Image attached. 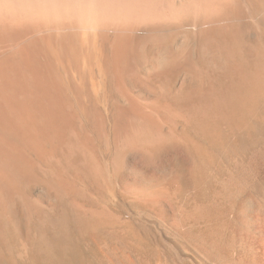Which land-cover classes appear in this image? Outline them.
<instances>
[{
    "label": "bare ground",
    "instance_id": "obj_1",
    "mask_svg": "<svg viewBox=\"0 0 264 264\" xmlns=\"http://www.w3.org/2000/svg\"><path fill=\"white\" fill-rule=\"evenodd\" d=\"M246 17L259 24L264 60V0H0V264H90L78 231H97L117 218L95 202L112 185L104 151L110 144L118 149L137 120L146 126L160 122L159 114H180L173 107L179 97L143 92L138 84L195 74L200 45L226 62L240 61ZM242 69L229 77L259 87L264 99V64L260 76L254 68L242 76ZM250 98L254 108L258 99ZM207 131L194 148L210 165L215 149H226V135ZM263 154L236 162L227 174L233 189L223 187L225 206L216 200L195 209L203 224L194 264H264ZM167 181L182 183L178 173L160 183ZM158 183L137 192L151 195ZM242 194L250 212H236Z\"/></svg>",
    "mask_w": 264,
    "mask_h": 264
},
{
    "label": "rangeland",
    "instance_id": "obj_2",
    "mask_svg": "<svg viewBox=\"0 0 264 264\" xmlns=\"http://www.w3.org/2000/svg\"><path fill=\"white\" fill-rule=\"evenodd\" d=\"M253 16L259 19V9L254 12ZM252 20L246 17L244 48L248 51L242 48L240 61L226 62L217 52L212 49L204 50V47L200 45L195 54L199 71L195 74L190 73L188 76L184 75V72L180 73L172 83L167 82L163 85L157 83L161 86L138 84L137 87L143 92L153 89L164 93L167 90L165 92L169 96L179 97L180 100L175 101L177 106L174 104L173 107L179 109L180 114L175 117L170 115L171 117L167 119L166 114L168 113L164 115L161 112L163 115L157 114L160 118L158 121L163 122L151 121V124H146L147 127L142 124L141 120H137L135 123L137 125H133L130 137L123 141L118 149L114 144H110L109 148L106 147L109 150L104 151L103 157L110 167H108V174L112 181L111 190L104 188L101 195L97 198L94 195L92 200L96 198V204L108 208L117 218L114 222L101 226L97 231L90 230L88 226L78 231L82 240L81 250L86 254L90 264H194L191 256L200 240L199 225L203 224L197 218L195 209L200 205L205 207L216 200L222 201L221 203L225 206L223 203L225 201L220 196L223 187L227 186L228 190L233 189V186L228 184V180L236 162L251 158L259 160V152L264 153V99H260L257 93L259 89H255L259 87L254 85V88L248 83L237 85L235 79L229 77L230 72L234 76L236 69L241 67L243 68L241 72H244L242 76L250 68L251 72L257 71L260 76L259 67L264 64V60L257 48L260 43L259 24ZM191 28V25H188L186 33L188 38L194 41L197 34L195 36L189 30ZM143 71L142 75L145 74ZM252 74L251 77L248 74L246 76L250 81L253 79ZM230 80L234 84H231ZM253 81L257 79L254 78ZM250 90L255 94L256 100L258 99L256 103L255 100L253 101L254 108L253 105H249L253 104L252 102L248 103L252 101L251 98L249 100V95L253 94ZM177 93L180 95L178 96ZM206 97L207 100H205ZM183 98L185 99L182 100ZM246 107L249 108L245 109ZM240 109H245V111ZM208 129L218 130L226 135V149H215L213 162L210 165L196 156L194 148L196 140L200 139L201 134ZM129 138L135 141L131 142ZM201 142L208 147L206 140ZM199 169L200 171L202 169L200 177L197 176ZM177 173L182 179L181 186L168 181L164 184L160 183ZM143 182L148 185H156L159 182L161 186L158 183L156 188L159 192L156 190L157 193L153 192L151 195L149 193L142 197L137 191L141 185L143 186ZM240 198L243 203H240L242 204L241 209H237L236 212H250L251 200L243 194ZM229 205L231 206V202ZM73 225L77 228L76 222ZM178 244L185 246L186 251H181Z\"/></svg>",
    "mask_w": 264,
    "mask_h": 264
}]
</instances>
